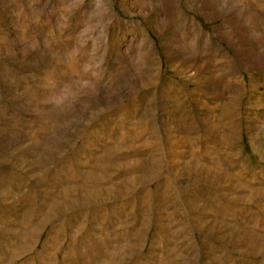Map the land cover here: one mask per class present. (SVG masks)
I'll use <instances>...</instances> for the list:
<instances>
[{
  "label": "rangeland",
  "instance_id": "374dc122",
  "mask_svg": "<svg viewBox=\"0 0 264 264\" xmlns=\"http://www.w3.org/2000/svg\"><path fill=\"white\" fill-rule=\"evenodd\" d=\"M0 264H264V0H0Z\"/></svg>",
  "mask_w": 264,
  "mask_h": 264
},
{
  "label": "bare ground",
  "instance_id": "6f19581e",
  "mask_svg": "<svg viewBox=\"0 0 264 264\" xmlns=\"http://www.w3.org/2000/svg\"><path fill=\"white\" fill-rule=\"evenodd\" d=\"M70 6V5H69Z\"/></svg>",
  "mask_w": 264,
  "mask_h": 264
}]
</instances>
